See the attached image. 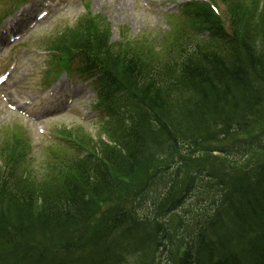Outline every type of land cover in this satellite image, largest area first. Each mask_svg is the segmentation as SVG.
<instances>
[{
  "label": "trees",
  "instance_id": "16d2710c",
  "mask_svg": "<svg viewBox=\"0 0 264 264\" xmlns=\"http://www.w3.org/2000/svg\"><path fill=\"white\" fill-rule=\"evenodd\" d=\"M90 32V30L73 32L67 38H61L58 44L67 49L75 48L81 42L90 40L92 37ZM234 43L235 37L233 43L223 40L221 52L200 51L189 59L192 65H189L185 76L179 81L180 85L172 93L173 97L163 99L168 114L166 124L169 128H163L162 133L166 130V135L173 134L179 137L177 122L181 117H187L191 121L193 117H198L197 126L200 128L206 122L204 119L206 110L214 111L217 120L234 122L232 102L241 111L251 109L250 101L258 93L262 83L264 51L263 54L256 55L254 51L244 46L242 40ZM130 70L133 71L134 68ZM227 108L231 113L226 111ZM190 120L187 119L186 122L189 125L194 124ZM181 126L185 128L184 125ZM191 130L196 131L197 128L192 126L187 131ZM143 137L140 138L139 150L134 159L137 162L146 159L154 149L150 148L157 144L156 134L150 138ZM19 148L16 143H6L2 149L8 167V177L4 179L0 173V236L6 238V235H15V239L23 236L36 243L51 244L56 242L58 237L74 235L81 224L70 218L73 210L71 204L80 208L83 205V198L71 193L60 197L53 193H45L40 201L37 196L40 194L36 189H31L16 179L17 169L14 166L19 167L22 164ZM252 219H256V222ZM212 226L215 238L211 240L206 234H201L198 247L187 251L181 264H252L253 261L256 264H264V179L256 178L235 200L223 206ZM238 229L240 232H237ZM233 234H239L247 240L246 252L251 255L248 261L245 258L244 262L240 261L234 254L229 260L218 259L215 256L219 248L233 242L230 241ZM32 246L18 248L13 255H29L34 260L42 255L45 258L43 250ZM151 254L156 255L153 251Z\"/></svg>",
  "mask_w": 264,
  "mask_h": 264
},
{
  "label": "rangeland",
  "instance_id": "374dc122",
  "mask_svg": "<svg viewBox=\"0 0 264 264\" xmlns=\"http://www.w3.org/2000/svg\"><path fill=\"white\" fill-rule=\"evenodd\" d=\"M3 1L8 2V0H0V8ZM156 1L157 3H161L164 0H87V2L90 3V13H96L99 15L106 14L107 16L114 17V22L121 24L125 28H128L130 23H133L134 27H137V29L145 27H157L160 25L161 17L158 9L155 8V4L152 8L146 6V4L149 3H156ZM32 7L35 8V5H29L26 8ZM26 8H23V10H25ZM81 10L82 9L80 5H78L77 7H74L73 5L67 6L61 11V13H64V19L60 23H67L70 20L75 19V15L81 12ZM117 16L119 19H116ZM43 26L44 25H40L34 32H32L28 37L25 38L27 41H30L27 46L29 49H33L36 46L34 45V42L37 43L39 41L41 29L43 28ZM31 53L32 52H29V54H27L26 52H21L19 54V68L17 76L15 80L11 82L6 88V90H8V93H11L12 96H8V93L4 91H2V93L0 92V95L6 94V96L4 97L6 101L4 102L7 105L10 102L15 103L16 101H18L21 95L26 93L27 89H34L35 85L38 83L36 72L39 71V73H41V70L38 67H40L41 64L43 67V58L37 57V52H35L34 55H32ZM43 68L45 69V67ZM87 96V102H90L91 95L89 89H87ZM84 107L85 110H83V113L84 115H87L88 109L90 107L86 104H84ZM19 114L20 113L17 110H13L9 107L5 110H0L1 138H5L8 134H10L8 132V127H10L11 125H15V123L19 120ZM79 121H81L80 117L69 115L66 119L59 122V124L65 122L75 125ZM54 125L56 124L49 125V127ZM14 129L15 128H13V130ZM23 130L27 131L30 137H34L33 133L29 132L25 126L23 127ZM258 160H262V157H258ZM101 229V225L93 227L91 232L89 233V238L91 240L98 239Z\"/></svg>",
  "mask_w": 264,
  "mask_h": 264
},
{
  "label": "bare ground",
  "instance_id": "6f19581e",
  "mask_svg": "<svg viewBox=\"0 0 264 264\" xmlns=\"http://www.w3.org/2000/svg\"><path fill=\"white\" fill-rule=\"evenodd\" d=\"M189 152H190V148L187 147L185 152H184V154L189 153ZM238 239H239V236L237 234H233L230 237V241H235V240H238ZM252 264H254V263H252Z\"/></svg>",
  "mask_w": 264,
  "mask_h": 264
}]
</instances>
